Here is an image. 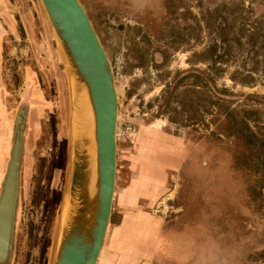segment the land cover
Returning a JSON list of instances; mask_svg holds the SVG:
<instances>
[{
	"label": "rangeland",
	"instance_id": "obj_1",
	"mask_svg": "<svg viewBox=\"0 0 264 264\" xmlns=\"http://www.w3.org/2000/svg\"><path fill=\"white\" fill-rule=\"evenodd\" d=\"M80 2L110 58L119 99L115 195L96 264H119L108 254V244L112 228L126 210L121 200L135 208L134 197L157 191L154 184L161 179L151 178L155 167L148 153L164 152L168 138L176 142L182 162L169 173L166 194L153 205L141 201L137 210L127 212L130 222L119 232L114 229L110 248L124 251L128 243L124 239L130 233L142 239L155 236L156 216L164 222L163 232L176 229V261L162 262L161 256L145 263L141 257L137 264H264V166L256 169L259 159L255 148L213 123L207 130L173 123L167 115L159 114L161 101L156 99L166 84L176 79L177 70L190 67L191 52L201 51L210 43L204 16L209 20L215 16L217 24L227 18L236 31L256 27L263 33L264 0ZM9 6L4 13L12 17L24 8L36 14L41 39V50L29 48L30 41L21 29L20 37L12 44L8 42L1 55L5 92L0 85V163L5 154L12 155L15 123L18 125L20 117L24 119L17 116L23 110L27 113L10 264H54L60 212L73 170V83H69L68 65L56 36L54 43H43L42 11L45 16L46 12L41 0H10ZM17 20L20 23L18 16ZM183 33L188 37L185 40L180 39ZM243 65L250 69L252 63L246 51H238L236 59L224 66L217 86L228 89L222 96L232 101L233 107L264 109V60L249 84L232 79L237 70L244 71ZM196 66L206 67L203 63ZM28 69L35 80L33 74H26ZM4 94L12 117L6 110ZM137 164L141 179L133 178ZM164 240L160 238L161 246Z\"/></svg>",
	"mask_w": 264,
	"mask_h": 264
},
{
	"label": "water",
	"instance_id": "obj_2",
	"mask_svg": "<svg viewBox=\"0 0 264 264\" xmlns=\"http://www.w3.org/2000/svg\"><path fill=\"white\" fill-rule=\"evenodd\" d=\"M42 1L49 14L47 18L57 38L56 42L68 65L69 83L71 81L75 83L82 99H85L83 83L86 85L95 119V182L89 185L88 170L93 168V164L90 162L87 149L72 141L73 170L68 195L72 198L74 209L65 231L59 238L54 264H96L106 239L115 194L119 111L115 74L110 58L80 0ZM78 106L76 97L71 110L77 112ZM26 114L25 110L20 112L17 118L23 115V122L21 125L15 123L14 127L15 134L18 129L21 132L14 161L16 173L18 170L16 186L18 191ZM15 147L14 144L8 170L2 182L0 203L6 196L7 182L12 174L11 164ZM13 198L10 208L11 238L7 264H10L12 258L15 213L18 204L15 194ZM3 208L0 207V210Z\"/></svg>",
	"mask_w": 264,
	"mask_h": 264
},
{
	"label": "trees",
	"instance_id": "obj_3",
	"mask_svg": "<svg viewBox=\"0 0 264 264\" xmlns=\"http://www.w3.org/2000/svg\"><path fill=\"white\" fill-rule=\"evenodd\" d=\"M215 19V16L210 20L204 16L210 43L201 51H192L188 57L190 67L177 70L173 83H167L156 97L161 101L159 114L167 115L171 122L182 126L208 129L213 123L219 130L243 138L255 148L259 159L255 162L256 169L261 170L264 166V124L261 123L264 109L233 107L232 101L222 96L228 89L218 87L217 80L222 77L224 66L236 59L238 51H246L252 65L250 69L243 65L246 72L237 70L232 79L243 84L252 83L253 74L259 71L264 60L260 59L264 56V32L256 27L236 31L234 23L227 18L221 24ZM197 25L202 28L200 22ZM185 38L188 37L183 33L180 39ZM199 63L206 67H197ZM208 116L212 118L208 120Z\"/></svg>",
	"mask_w": 264,
	"mask_h": 264
},
{
	"label": "bare ground",
	"instance_id": "obj_4",
	"mask_svg": "<svg viewBox=\"0 0 264 264\" xmlns=\"http://www.w3.org/2000/svg\"><path fill=\"white\" fill-rule=\"evenodd\" d=\"M41 2L45 9L46 15L49 17V14L42 0ZM72 83L73 84L71 85V95H72L71 103L73 104L75 98L77 97V104L79 106H78L77 112H72L73 114L71 117V126H72V135H71L72 138L71 139L73 143L81 144L83 145V147L87 149L90 162H92L93 164V168H90V170H88L89 185L91 186L92 184H94L95 178H96V142L94 140L95 138L94 112L92 109L89 96L87 94L88 92H87L86 85L83 83L85 99H82V97H80L78 94L77 86L75 85L73 81ZM22 122L23 120H21V117H20L18 124L21 125ZM20 135H21V132H20V129H18L14 137L15 138L14 144L16 147H15L14 154H13V162L11 164L12 174H10L8 182H7L6 196L1 200V203H0V207H4L2 210H0V264H7V260H8V246H9V242L11 238V234H10L11 230H10V222H9L10 221V211H11L10 208H11L12 200L14 199L13 198L14 194H15V198L17 196L16 186L18 185V170L16 173V165L14 161L17 155L18 141H20ZM71 199H72L71 196L68 195L61 208L60 222H59L60 223L59 224V229H60L59 238L61 237V234L65 231L68 225L70 215L73 212L72 210L74 209ZM13 217H14V214H13ZM11 220H12V216H11ZM101 251H100V254H101ZM100 254H99V257H100Z\"/></svg>",
	"mask_w": 264,
	"mask_h": 264
},
{
	"label": "flooded vegetation",
	"instance_id": "obj_5",
	"mask_svg": "<svg viewBox=\"0 0 264 264\" xmlns=\"http://www.w3.org/2000/svg\"><path fill=\"white\" fill-rule=\"evenodd\" d=\"M169 140L170 139L168 138L167 139L168 147L166 150H168V152H172L173 154H167L165 152L166 150H163L166 154L164 152L161 153V151L160 152L152 151V152L148 153L150 159L153 160V166L155 167L154 168L155 171H153L151 178L153 179V175H154V176H157L158 178L161 179V183H159V184L155 183L154 184L157 186V189H156L157 194H158L157 197L155 199H152L148 195H140L139 199H137V202H136L137 204H136L135 208H134V206H131L129 204V202L121 200V198L119 197L120 200L122 201V203L124 202L123 205L126 207V210L124 212V215H123L121 221L119 223L115 224L114 227L112 228V231L110 233V240H109V244H108V254H110L112 251V249L110 248V242H111V237H112V234L114 232V229L116 227L123 228V222L126 218L127 212H129L130 210H133V208L137 210L141 201H145L146 204L153 205L158 201V199H160L161 197H163V195L166 194V190L168 188L167 183L169 181V173L171 171H176V169H178V167H180L179 166L180 162H182L181 155L177 154V152H176V142L175 141H169ZM133 178H136V179L142 178V175L139 172L138 164L136 165V171L134 172ZM130 183H131V181H130ZM130 183L126 187H124L121 192H123L130 185ZM149 184H150L149 188L152 189L153 183H151L149 181ZM121 192H119V195ZM143 211H145V210H143ZM146 212H148V211H146ZM148 213H150V212H148ZM150 214L152 215V213H150ZM155 219L156 220L158 219V224L156 226V229L158 231L157 234L155 236H153L152 238L142 239L140 237V238L131 239L130 240L131 242L129 244L132 245V243H133V245H132V248L126 254L127 260H125L124 263H121L117 260L119 264H137L141 257H144V259H146L145 263H150L152 257L153 258L157 257L160 259L161 256H164V258L161 259L162 262L171 263L172 261H176V253H174V250H171V249L166 250L167 244L165 243V241L163 242V246H161V244H160V238L168 239V238H173V237H176V244H177L179 242V239H178V235H176V229L169 230V232H163L165 227H164V222L162 221V218L155 216ZM170 243H171V241L169 242V244ZM117 255H119V254H117ZM106 257H108V256H106ZM106 257H104V258H106ZM114 258L117 259V256H115ZM131 259H134V260L132 261Z\"/></svg>",
	"mask_w": 264,
	"mask_h": 264
},
{
	"label": "crops",
	"instance_id": "obj_6",
	"mask_svg": "<svg viewBox=\"0 0 264 264\" xmlns=\"http://www.w3.org/2000/svg\"><path fill=\"white\" fill-rule=\"evenodd\" d=\"M9 3H10V0H0V85L3 87L4 92H5V90H4L5 82L3 80L2 71H1V64H2L1 63V60H2L1 55L5 49V46L8 44V42L11 43L16 38L20 37L19 30L22 29L24 31V33L26 34V37H27L26 40L30 41L29 48L32 47L34 50L40 49L38 43H41V39L39 38L38 33H37L38 28H37L36 14L32 10H28V9L24 8L22 11L21 10L18 11V15H15V17H12L9 14L4 13V9L10 7ZM41 11H42V9H41ZM17 16H18L20 23L17 20ZM42 16H43V21H44V28L41 32V35L43 37V41H44L43 43L46 46V45H49L50 43H54L55 37H54V33H53V29L51 27V24H50L48 18L43 14V11H42ZM40 55H41V53H40ZM27 73L33 74V71L28 69V70H26V74ZM33 79L35 80L34 74H33ZM27 81L29 82L30 80L27 78ZM3 97H4L3 101L5 103L6 110L9 112V116L12 117L10 110L7 106L8 102H7V98H6L5 94L3 95ZM9 159H10V156L8 154L7 155L5 154V157L3 158V162L0 163V172H2L0 174V177H1L0 187H1L2 181H3L4 176L6 174V171H7V165H8ZM132 188H133V186L130 187V190ZM156 192L154 190V192L153 191L151 192L153 194H146V195L151 197ZM141 195H143V194H141ZM139 196L140 195L134 197L132 202L133 203L137 202V199H139ZM129 222H130V217L126 216V218L123 222V228ZM123 228L116 227V232L121 231ZM134 238H137V237H135L133 235V233L127 234L125 239H124V240L128 241V243L126 244L125 250L124 251H120V249L112 250L113 252L110 253L111 259L113 257L117 256V260L121 263H124V261L127 260L126 254L132 248V245H133V243H132V245L129 244L131 242L130 240L134 239ZM164 241H167L166 242V244H167L166 250L171 249V250H174V253H176V237L168 238V239H165ZM170 241H171V243L169 244ZM117 254H119V255H117ZM131 260L133 261L134 259H131Z\"/></svg>",
	"mask_w": 264,
	"mask_h": 264
}]
</instances>
